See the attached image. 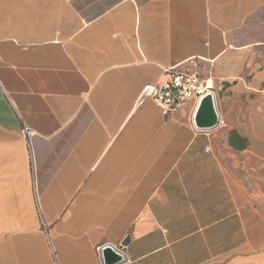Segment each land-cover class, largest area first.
<instances>
[{"label":"crops","instance_id":"1","mask_svg":"<svg viewBox=\"0 0 264 264\" xmlns=\"http://www.w3.org/2000/svg\"><path fill=\"white\" fill-rule=\"evenodd\" d=\"M192 57L212 130L194 100L136 104ZM105 243L264 264V0H0V264H103Z\"/></svg>","mask_w":264,"mask_h":264},{"label":"built area","instance_id":"2","mask_svg":"<svg viewBox=\"0 0 264 264\" xmlns=\"http://www.w3.org/2000/svg\"><path fill=\"white\" fill-rule=\"evenodd\" d=\"M186 63L187 69L181 68L180 65L165 69L167 78L164 81L146 83L140 90L136 104L141 105L151 99L165 113H169L190 100L198 103L202 96L210 92L214 93L213 79L199 72V59L192 57ZM24 130L29 136L30 130L27 127Z\"/></svg>","mask_w":264,"mask_h":264},{"label":"water","instance_id":"3","mask_svg":"<svg viewBox=\"0 0 264 264\" xmlns=\"http://www.w3.org/2000/svg\"><path fill=\"white\" fill-rule=\"evenodd\" d=\"M193 122L196 128L212 130L220 124V114L215 93H207L197 103ZM100 258L103 264H122L127 261V255L120 248L110 243L101 246Z\"/></svg>","mask_w":264,"mask_h":264}]
</instances>
